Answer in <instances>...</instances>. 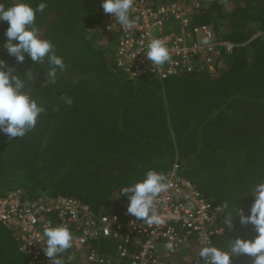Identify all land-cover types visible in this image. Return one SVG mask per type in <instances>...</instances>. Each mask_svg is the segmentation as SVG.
<instances>
[{"label": "trees", "instance_id": "16d2710c", "mask_svg": "<svg viewBox=\"0 0 264 264\" xmlns=\"http://www.w3.org/2000/svg\"><path fill=\"white\" fill-rule=\"evenodd\" d=\"M18 0H0L10 6ZM37 12L39 35L49 39L66 65L55 84L42 88L47 61L25 55L23 63L4 48L8 22L0 21V59L23 76L32 69L33 98L46 107L35 128L9 140L0 132V194L20 189L27 200L71 196L94 212L120 213L129 198L121 189L142 180L148 170L165 176L176 171L191 180L214 206L223 230L211 245L228 249L231 238L254 239V226H224L226 211L241 207L250 215L253 186L264 180V0H215L192 13L194 25H210L221 45L226 67L160 78L130 77L118 67L111 48L89 36L103 29L102 0H25ZM114 41V40H111ZM23 78V77H22ZM73 81H76L74 83ZM73 99L68 106L60 97ZM117 240L91 242L101 253L114 254ZM199 249L192 255L199 257ZM71 257V259H69ZM65 264H90L72 247L61 255ZM200 258V257H199ZM0 264H29L14 230L0 221ZM46 264H51L49 261ZM232 264H251L246 255Z\"/></svg>", "mask_w": 264, "mask_h": 264}, {"label": "built area", "instance_id": "2783aa9c", "mask_svg": "<svg viewBox=\"0 0 264 264\" xmlns=\"http://www.w3.org/2000/svg\"><path fill=\"white\" fill-rule=\"evenodd\" d=\"M215 0H134L130 18L133 26L124 30L112 14L104 15L103 30L114 40V58L130 77L157 74L165 78L191 71L198 65L215 70L223 66L220 46L231 51L234 44L216 38L210 25H194L192 13ZM113 25V28H109ZM163 40L171 61L156 68L146 57L148 43ZM207 40V43L203 41ZM169 187L158 197L156 207L166 217L163 226H148L127 214L94 212L71 196H42L31 201L20 189L0 194V221L14 230L20 250L29 264H46L43 248L44 227L65 225L73 234L72 249L90 264H204L192 255L194 249L208 246L223 228L217 223L220 206L201 195L194 183L176 169L167 175ZM63 213V215L61 214ZM101 238L117 240L114 254L101 253L91 242ZM171 241L173 250L164 245Z\"/></svg>", "mask_w": 264, "mask_h": 264}, {"label": "clouds", "instance_id": "9594fccd", "mask_svg": "<svg viewBox=\"0 0 264 264\" xmlns=\"http://www.w3.org/2000/svg\"><path fill=\"white\" fill-rule=\"evenodd\" d=\"M133 6L134 0H102L104 13L114 15L116 23L124 30L130 29L134 24L129 15ZM46 7L45 2L33 7L25 0H18L10 6L0 3V21L9 24L5 32L7 41L4 44L8 54L15 57L17 63H23L26 54L40 65L47 61L46 79L42 83V88L55 84L59 78L58 74H62L66 69L64 60L57 55L53 43L39 35L36 15L37 12L42 13ZM109 28H113V25H109ZM203 42L207 43V40ZM146 57L155 68L171 61L169 49L159 38H154L148 43ZM14 73L15 68L0 59V132L7 135L9 140L23 138L35 128L38 117L47 110L33 98L29 84L33 85L36 76L32 69L23 76ZM60 99L68 106L74 102L67 95H62ZM168 187L164 173L154 169L148 170L142 180L121 189V195L127 196L130 201L127 214L148 226H163L166 217L159 213L156 204L160 194ZM250 193L255 196L250 207V215H245L244 210L239 207L234 210L235 214L231 210L226 211L223 222L226 229L232 230L235 226L234 220L238 216L241 225L254 226L255 238H231L227 250L211 244L202 247L199 257L203 259L204 264H232V257L240 255L251 258V264H264V180L253 186ZM227 209L228 205L224 204L220 210ZM73 239L72 232L65 225L44 227L43 239L40 241H46L43 251L51 264H65L60 257L73 246ZM164 247L171 251L174 244L169 241Z\"/></svg>", "mask_w": 264, "mask_h": 264}, {"label": "rangeland", "instance_id": "374dc122", "mask_svg": "<svg viewBox=\"0 0 264 264\" xmlns=\"http://www.w3.org/2000/svg\"><path fill=\"white\" fill-rule=\"evenodd\" d=\"M89 36L94 38L96 43L99 46H103V47H107V48H109V47L111 48V46H112L111 42H114V41H111L109 39V37L104 33L103 29H101L100 31L97 29H94L89 33ZM216 38H217V36H216ZM223 66L226 67V63L223 64Z\"/></svg>", "mask_w": 264, "mask_h": 264}]
</instances>
